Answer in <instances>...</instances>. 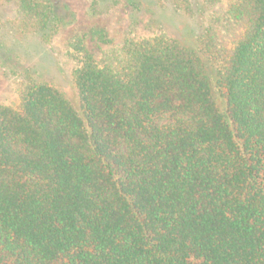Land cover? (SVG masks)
Segmentation results:
<instances>
[{"label":"trees","instance_id":"obj_1","mask_svg":"<svg viewBox=\"0 0 264 264\" xmlns=\"http://www.w3.org/2000/svg\"><path fill=\"white\" fill-rule=\"evenodd\" d=\"M221 2L241 34L227 49L210 27L199 48L225 113L164 38L100 62L78 41L77 107L37 80L0 107V264H264V0ZM51 15L19 0L15 27L44 34Z\"/></svg>","mask_w":264,"mask_h":264},{"label":"rangeland","instance_id":"obj_2","mask_svg":"<svg viewBox=\"0 0 264 264\" xmlns=\"http://www.w3.org/2000/svg\"><path fill=\"white\" fill-rule=\"evenodd\" d=\"M19 0L0 2V107L18 105L19 87L37 80L57 85L78 106L73 72L80 59L72 46L80 41L96 62L128 41L164 38L177 41L199 57L221 113L226 101L219 87V69L204 56L199 40L210 27L231 49L241 31L226 21V3L183 0L185 11L171 0H37L47 3L51 20L47 33L23 34L15 27ZM102 30L107 42L95 32Z\"/></svg>","mask_w":264,"mask_h":264}]
</instances>
